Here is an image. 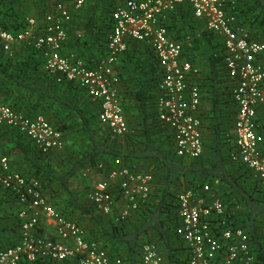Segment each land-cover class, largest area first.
I'll return each mask as SVG.
<instances>
[{"label": "built area", "instance_id": "built-area-1", "mask_svg": "<svg viewBox=\"0 0 264 264\" xmlns=\"http://www.w3.org/2000/svg\"><path fill=\"white\" fill-rule=\"evenodd\" d=\"M229 1L125 0L112 11L107 52L90 64L76 50L65 49L72 11L80 10L85 0H49L50 7L41 20L28 16L27 25L19 31L0 25V47L11 52L16 43L24 42L39 49L47 71L56 74L58 81H72L84 89L99 102L100 122L113 134L123 135L130 127L114 89L119 81L114 65L129 40L145 43L161 70L156 86L157 118L173 132L176 154L197 158L204 151L203 91L194 81L199 69L182 56L186 41L171 35L167 26L170 15L182 6L189 7L196 19L204 20L206 30L221 37L224 47L225 70L237 107L230 159L243 163L254 179L264 183V135L259 118V110L264 108V30L259 36L252 35L230 11ZM2 126L16 130L45 153L65 145L62 130L46 116H31L0 100ZM99 167L103 176L86 193L98 212H115L116 220H125L149 199L154 184L151 172L131 166L122 157ZM0 187L16 197L21 221L19 240L0 249V264H22L38 257L78 258L80 264H122L121 258H112L97 240L88 239L81 223L48 201L40 179L15 169L1 146ZM177 201L176 232L188 248V264H254L249 233L241 226L228 225L225 202L209 184L182 190ZM42 214L52 232L41 230ZM163 261L156 242L142 246L140 264Z\"/></svg>", "mask_w": 264, "mask_h": 264}, {"label": "trees", "instance_id": "trees-1", "mask_svg": "<svg viewBox=\"0 0 264 264\" xmlns=\"http://www.w3.org/2000/svg\"><path fill=\"white\" fill-rule=\"evenodd\" d=\"M41 1L44 2L45 8L39 15L34 16L39 20L44 17L46 10L50 7L49 0ZM116 1L94 0L87 4L85 0L80 10L72 11V19L68 25L78 27L83 13L89 10L87 28L81 24L85 32H81L82 37H77V34H74V46L78 51L81 49L79 52L76 51L90 64H92L93 58L97 60L101 58L98 53H95V51H100L99 46H92L99 36L95 29L105 28L107 33L111 31L113 25L112 11L117 5ZM30 3L29 0H0V25L10 31L23 29L27 25L26 18L33 15L29 10L31 5L28 4ZM229 4L230 11L237 16L240 23L250 30L252 35L259 36L264 30V0H232L229 1ZM183 8L187 9V6H182L171 17V19L174 17L172 22L169 23L171 19L167 22L169 30H175L178 34L180 27L178 28L176 25V18ZM98 10L102 14L106 13L102 18L105 19L106 17V20H103L104 27L101 25L99 28L96 27L95 13ZM188 10L192 13L190 8ZM205 33L209 35L208 38L211 40L219 37L206 29ZM218 44L223 47L221 41ZM17 46L18 44L13 47L11 52L4 51L0 47V100L15 110L31 116L42 113L54 126L62 130L65 144L68 132L82 124L78 130L82 129L80 135H83L85 140L83 143H78L79 159L70 169L64 167L65 170L64 168L62 170L55 169L45 157L47 153L38 148L35 150L36 146L32 141L7 126L0 127V146H3L2 141L7 139L6 146L12 149L18 147L24 152V159L31 161L28 170L23 172L24 175L40 179L46 194L54 181L62 184L66 189V201L64 196L62 198L57 197L55 200L56 208L77 222L81 221L75 212L81 211L84 213V217L89 216L92 224L86 230L88 239L97 240L111 257L121 258L122 264H140L142 246L150 241L156 242L161 253H164L163 264H188V248L176 232L178 225L177 196L184 189L201 188L204 184H209L211 190L220 195L225 202L228 225L241 226L249 233L255 256L254 264H264V183L254 179L243 163L230 159V151L234 148L233 135H222L219 126H216L215 144L213 146L215 157L213 160L209 158L210 156L207 159H202L201 156L197 158L180 157L175 152L173 132L159 121L157 112L153 111L152 119L145 125L144 146L139 150L123 152L120 149L121 142L117 137L118 135L113 134L107 125L100 122L98 118L99 107L95 112L97 120L93 118L92 121L94 111L93 113L92 111L85 112L83 107L74 102L73 97H77L79 100L81 97L79 94L86 93L85 90L72 81L65 79L58 81L56 74L48 72L45 68V58L39 49L24 42L18 46L20 50L16 49ZM87 48L88 51L86 52ZM150 56L153 59L150 62L155 63L152 66L154 69L152 73H157V76L154 77V86L150 89L149 94L150 98H155L156 104V86L161 70L157 66L158 62L155 55L151 53ZM210 67L215 84L218 82L217 80H220V72L223 71V83H225L223 87L230 95L231 86L225 71L224 47L216 50V53L210 56ZM70 90H75L74 94L72 91L69 92ZM64 92H69V94H64ZM138 96L144 102V96ZM214 101L215 107L219 100L214 97ZM52 108L54 113L48 112ZM61 109L65 110L62 111ZM72 111L75 113L72 114ZM48 114H58V116L65 114L69 118L57 124L52 122ZM79 117L81 120L78 121ZM261 123L260 131L264 135V121L262 120ZM127 134H132L131 127ZM225 142H229V145ZM225 145L227 148L224 151ZM32 149L33 151H31ZM36 151L37 153H35ZM115 157H122L131 166L133 165L129 160L132 161L133 157L149 159L151 163L147 165L149 167L148 172H151L154 177L149 199L135 211L133 217L125 220H116L113 215L104 216L98 213L95 207L87 201V192L82 198L83 192H76L70 187V178L75 174H81L80 180L82 181V176H84L82 173L86 170L95 169L103 176L99 164L102 162L109 164ZM0 189L3 191V195L17 201L16 197L7 189L2 187ZM49 193L51 192L49 191ZM16 218L19 219L18 214ZM4 230L5 227L0 226V236ZM16 242L11 240L7 245L1 246L0 249ZM22 264L80 263L78 258L53 260L47 257H38L35 260H24Z\"/></svg>", "mask_w": 264, "mask_h": 264}, {"label": "crops", "instance_id": "crops-1", "mask_svg": "<svg viewBox=\"0 0 264 264\" xmlns=\"http://www.w3.org/2000/svg\"><path fill=\"white\" fill-rule=\"evenodd\" d=\"M31 3L30 11L33 15H39V13L44 10L45 5L41 0H29ZM94 0H86V3L89 4ZM117 5L123 3L122 0H117L115 2ZM116 5V6H117ZM115 6V7H116ZM114 7V8H115ZM187 9L183 8L180 10L178 18H176V25L180 27V33H176L175 30H169L170 34L176 38L184 39L186 41L185 49L183 51V58L188 59L195 63L199 69V72L194 77V81L199 83L203 90V101L200 107V113L203 116V136L205 148L203 154L201 155L202 159H207L209 157L211 160L214 159V142L216 137V126L218 125L219 131H221L222 135H233L234 124L236 119V104L233 101L232 95L227 94L228 91L225 90L223 85L224 76L222 75L223 71L220 72L218 82H214V77L211 73L210 67V56L213 53H216V50L223 48L218 43L221 41V37L213 38L212 40L207 33H205V24L204 21L196 19L192 13ZM46 10V9H45ZM48 10V9H47ZM46 10V11H47ZM89 10L83 13L81 22L78 27H71L67 25V41L65 45V49H78L74 46V34L76 35L79 32H85L84 27L87 28V22L89 19ZM104 14L99 10L95 13V19H97L96 27H104L102 19ZM173 16L170 15V19ZM174 18V17H173ZM173 18L169 21L172 22ZM168 22V21H167ZM168 23V24H169ZM81 24H84L83 27ZM81 25V26H80ZM95 29V28H94ZM95 32L99 33L98 40L92 44V46H99L98 56L101 58L104 57L107 52L108 45V37L110 34L105 32V28L95 29ZM176 35V36H175ZM186 38L191 40L190 44ZM21 43V42H20ZM18 44V46L20 45ZM15 44V45H16ZM218 44V45H217ZM14 45V46H15ZM218 47H217V46ZM16 47L17 50H20L19 47ZM148 45L145 43L129 40L126 51L121 53L114 65L115 73L119 77V81L114 85V89L117 91L118 96L121 100V103L124 107L125 114L129 125L131 127V135L123 134L118 135V139L120 140V149L126 152L139 150L144 146V129L145 125L152 119V112H157V104H155V98H150L149 91L154 86L155 79L157 73H152L154 71L153 65L155 63L150 62L152 50L149 49ZM81 50V49H80ZM79 50V51H80ZM96 50V49H95ZM104 50V51H103ZM78 51V52H79ZM88 51V48L86 52ZM82 52V51H81ZM103 52V53H102ZM83 53V52H82ZM84 54V53H83ZM86 54V53H85ZM95 56V55H93ZM150 56V57H149ZM92 59V58H91ZM94 59V58H93ZM139 64V65H137ZM158 64V63H157ZM159 66V65H157ZM226 71V70H225ZM158 72V71H157ZM159 79V78H158ZM75 92V90H70L69 92ZM69 92H64V94H69ZM84 93V92H83ZM81 97L77 100V97H73L75 103H78L79 106L83 107V111L90 112L94 111L92 114L91 120H97V108L99 107V102L95 99H92L86 93L79 94ZM138 95L144 96V102L141 101V98ZM214 97H217L219 103L214 107ZM77 101V102H76ZM154 104V105H153ZM55 107V105H53ZM57 108V107H56ZM216 108H218L216 110ZM62 111L65 109H61ZM48 112H53V108L49 109ZM56 112V111H55ZM54 113V112H53ZM75 113L72 111V114ZM42 114V113H41ZM89 114V113H87ZM50 116L52 122L59 124L62 121L68 120L69 117L63 115H55L48 114ZM94 118V119H93ZM259 118L264 121V108L259 110ZM78 121L81 120L79 117ZM262 125V123H261ZM82 124L76 129H71L67 134V142L60 149H53L49 153L45 155L47 157L48 162H50L55 169L62 170L64 167L70 169L72 165L79 159L80 151L78 147V143H83L85 137L80 135L82 133ZM226 138V137H225ZM229 142H225L228 144ZM227 146L225 145L224 151ZM16 157L11 160L12 166L14 165L15 169L25 172L30 167L31 161L24 159L23 151L15 147ZM33 151V150H31ZM30 151V152H31ZM129 162L140 170L149 171V167L147 166L151 161L149 159H138L137 157H133V160H129ZM211 162V161H209ZM208 162V163H209ZM207 163V164H208ZM64 168V170H65ZM63 170V171H64ZM84 175V173H82ZM81 179V174H75L70 178V187L73 190L76 184V181ZM48 190L52 193L47 192L48 201L55 205V200L57 197L64 196L66 201V189L62 186V184L58 181H54L51 187ZM75 190V189H74ZM50 199V200H49ZM20 209V204L12 200L5 195H3V191L0 189V226L5 227V230L2 231V235L0 236V247L7 245L11 240L18 241L21 235V221L17 220L16 215L18 214ZM98 212V211H97ZM100 213V212H98ZM84 213L81 211L75 212V215L79 217L80 221L83 223ZM102 214V213H100ZM135 214L133 212L130 217ZM104 215V214H102ZM106 216V215H104ZM109 216V215H107ZM115 216V212L113 214ZM134 216V215H133ZM132 216V217H133ZM129 217V218H130ZM75 220V219H74ZM47 217L45 215H41V230L44 232H52V227L47 224ZM85 224L89 225L85 222ZM163 258L165 259V255L162 252ZM113 258V257H112Z\"/></svg>", "mask_w": 264, "mask_h": 264}, {"label": "rangeland", "instance_id": "rangeland-1", "mask_svg": "<svg viewBox=\"0 0 264 264\" xmlns=\"http://www.w3.org/2000/svg\"><path fill=\"white\" fill-rule=\"evenodd\" d=\"M32 16H35V15H32ZM199 20L204 21L203 19H199ZM2 142H3V146H1V149L4 152H7L9 157H10V161L11 160L13 161V159L16 157V150L6 146V143H8L7 139H5ZM34 149L37 150V147ZM35 153H37V151ZM13 167H14V165H13ZM100 176H101L100 173L97 172L95 169L91 170V171L90 170L84 171V176H82L83 177L82 181L80 179L76 181V184L74 186L75 191L76 192H83L84 194H83L82 198H84V195L87 192V190L90 189L93 185H95V183H97L99 181ZM94 218L96 219V217H94ZM83 221H84L83 223L82 222H79V223H81L82 226L86 230L89 229L91 224H92V220L89 219V216L84 217ZM85 222L88 223L89 225L85 224Z\"/></svg>", "mask_w": 264, "mask_h": 264}]
</instances>
